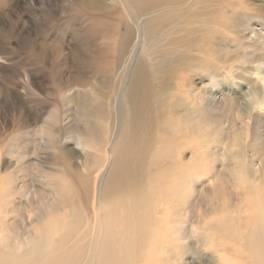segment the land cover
Returning <instances> with one entry per match:
<instances>
[{"label":"rangeland","instance_id":"374dc122","mask_svg":"<svg viewBox=\"0 0 264 264\" xmlns=\"http://www.w3.org/2000/svg\"><path fill=\"white\" fill-rule=\"evenodd\" d=\"M85 1L0 0V179L9 175L22 178L18 167L38 162V175L31 172V166L28 168L32 185L51 191L60 181L52 177L56 173L52 168L57 167L59 173L61 162L47 147V138L61 136L69 156L75 158L78 154L74 141L86 125L77 109L83 107L89 113L90 105L96 108L99 104L95 96L98 82L106 80L113 72L115 50L114 41L108 40V32L99 30L96 34L91 33L92 11L84 9L81 12L77 5ZM100 1V7L104 9L101 15L109 18L115 29L124 30L131 20L127 19L121 7L110 0L105 9L104 0ZM242 2L245 13L248 7L254 9L258 16L250 19L247 13L239 30L220 34L219 75L212 78L205 71L197 70L191 78L192 87L202 89L201 92L216 87L217 103L211 107L204 106V110L199 112L197 127L198 119L193 115L187 116L182 101L176 104L174 111L166 108L156 120L157 136L151 149L153 164L148 157L150 174L146 179L147 188L143 189L144 198L154 199L161 189L165 201L178 203L157 206L166 209L168 214L163 225L156 228L157 232L166 234L164 230H167L168 235L159 236L155 243L153 237H150L153 240L150 242L148 238L150 245L146 243L142 251L145 252L142 253V257L146 256L145 262L137 264H242L243 248L235 243V240H240L242 232H231L235 220L251 225L252 229L264 227L260 219L264 214V175L251 176L245 171L264 165V121L253 122L257 110L249 109L237 115L233 104L248 86V72L252 70L250 53L254 50V53L264 54L260 44H251L244 29L246 21L252 26H257L254 24L257 19L264 21V0ZM109 29L112 31L113 27ZM141 54L146 55V52ZM117 79L119 85L121 78ZM112 101L115 108V101ZM155 102L160 104L161 99ZM114 120L112 117L110 138L116 130ZM227 122L232 123L231 129H228ZM102 127L97 132L95 154L99 159L95 161L106 166L109 153L118 146L115 143L111 146L113 141L110 138L101 139ZM126 128L124 123L123 134ZM199 135L201 137L197 141L202 144L201 148L192 152L194 139ZM84 152L86 150L81 149V153ZM181 159L188 165L182 167ZM200 163V176H193L189 184H182L178 173ZM232 166L239 167L242 175L232 176ZM62 171L66 173L67 168L62 166ZM85 171L80 172L84 174ZM34 176H38V181ZM176 183L180 187L176 188ZM27 195L30 196L29 192ZM123 198L132 202L129 194ZM90 207L91 203L87 210H82L85 216L82 223L88 220L89 224L81 226L80 234L84 232L87 235L86 228H90L93 216ZM30 213L34 215L35 212ZM9 219H15V213H11ZM219 220L227 227L226 231L218 229ZM152 221L156 227L157 214ZM194 226L200 229V233L191 236L190 230ZM171 231L179 234L172 235ZM207 234L209 236L205 239ZM180 235L186 238L182 241ZM77 238L82 240L84 236ZM254 239L255 244L246 246L244 250L249 256H252L250 248H259L260 243L264 248V236ZM156 247L161 250L157 251Z\"/></svg>","mask_w":264,"mask_h":264},{"label":"bare ground","instance_id":"6f19581e","mask_svg":"<svg viewBox=\"0 0 264 264\" xmlns=\"http://www.w3.org/2000/svg\"><path fill=\"white\" fill-rule=\"evenodd\" d=\"M107 1L110 0H104L105 9L108 7ZM111 1H116L127 19L131 20L122 31L119 27L115 29L111 20L101 15L104 9L100 7V0L77 4L81 12L84 9L92 11L91 33L96 34L99 30L108 32V40L115 44L113 72L106 80L98 82L95 93L99 104L96 108L90 105L89 113L83 107L77 109L86 125L74 141L79 155L71 158L69 150L63 145L64 138L50 136L47 147L61 162L59 173L57 167L52 168L56 172L52 177L60 179L56 187L44 191L35 183L32 185L30 175L31 172L39 174L38 162L27 163L24 167L20 165L18 170L22 178L9 175L0 179V264H137L143 261L146 256L142 257V253H145L142 251L148 238L153 237L155 243V239L169 232H157L168 215L166 209L157 206L178 203L165 201L161 189L154 199L144 198L143 189L147 188L146 179L150 174L148 157L152 161L151 149L157 136L156 120L166 108L174 111L176 104L182 101L187 116L193 115L198 119L197 127L199 112L204 110L205 105L211 107L217 103L216 87L201 92L202 89L192 87L191 78L197 70L205 71L212 78L218 76L220 34L239 30L247 13L250 19L258 16L254 9L248 7L245 13L242 0ZM257 20L254 24L259 27L246 21L244 29L251 44H260L264 49V21ZM110 26L113 27L112 31ZM142 51L146 55H142ZM253 51L249 57L252 70L248 72V86L233 104L237 115L249 109L253 112L257 110L254 122L264 121V54ZM117 77L121 78L119 85L116 83ZM156 99H161L160 104L155 102ZM112 100L115 101V108ZM123 101L126 106H123ZM112 117L115 118L116 130L110 138ZM124 123L127 128L123 134ZM227 126L228 129L233 127L230 122H227ZM101 127V139L110 138L113 141L111 146L114 143L118 146L109 153L106 166L95 161L99 159L95 146ZM200 137L194 139L192 152L200 150L202 144L197 141ZM81 149L86 152L81 153ZM183 160H180V164L185 167L188 162L184 163ZM62 166L67 168L66 173H63ZM200 167L202 163L186 167L185 171L178 173L181 176L179 181L189 184L190 178L200 176ZM84 169L83 174L80 171ZM245 171L251 176L264 175V165ZM231 172L232 176L242 175L239 167L232 166ZM34 179L38 181V176H34ZM175 187L180 186L176 183ZM28 192L30 196H26ZM126 194H129L131 203L123 198ZM89 203L93 215L90 228H86L87 235L84 232L80 234L81 226L89 224L88 220V223L86 220L85 224L82 223L85 219L82 210H87ZM180 205L178 209L181 211ZM30 212L35 213L32 215ZM11 213H15V219L10 221ZM154 214L158 216L156 227H153L152 221ZM260 219L264 224V214ZM220 220L217 222L218 229L226 231L227 227ZM233 226L232 234L242 232L239 241L234 239L243 248L240 256L242 264H264L261 243L259 248H250L252 256L244 252L246 246L255 244V237L264 236V227L252 229L251 225H243L236 220ZM190 231L191 236L200 233L196 226ZM177 234L172 232V235ZM80 235L84 236L82 240L77 238ZM185 238L180 235L182 241ZM153 240L150 238L149 242ZM174 257L178 258L176 255Z\"/></svg>","mask_w":264,"mask_h":264}]
</instances>
